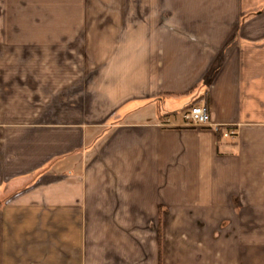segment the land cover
<instances>
[{
  "label": "crops",
  "instance_id": "crops-1",
  "mask_svg": "<svg viewBox=\"0 0 264 264\" xmlns=\"http://www.w3.org/2000/svg\"><path fill=\"white\" fill-rule=\"evenodd\" d=\"M173 240L179 264L264 241V0H0V264H170Z\"/></svg>",
  "mask_w": 264,
  "mask_h": 264
},
{
  "label": "rangeland",
  "instance_id": "rangeland-1",
  "mask_svg": "<svg viewBox=\"0 0 264 264\" xmlns=\"http://www.w3.org/2000/svg\"><path fill=\"white\" fill-rule=\"evenodd\" d=\"M19 93H20V91L18 89L14 95H12V96L10 94L8 95V110L9 109L11 110V111H8V116L12 115L13 116L12 118L17 119V120L21 119L20 118L21 115L26 114L27 112L29 114V117H31L32 114L37 113V111H36L37 105L33 106L31 104L28 107V109H31L30 111H27V112L25 111L26 113H22V111H20V107L22 104L21 99H24L25 97L20 96ZM29 98L33 102L34 100H32V99L44 98V100H46L49 97L48 96L36 97V96L30 95ZM184 110L178 113V118L183 119ZM183 242H184V246H185L184 248L188 249L192 253V255L189 257V262L191 264L192 263H195V264H212L213 263V257L211 255V251H210L209 255L208 254L207 255L199 254V252L196 248L197 245L195 244L196 243L195 240L192 242L184 240ZM201 242H203V241H201ZM262 245H264V241H262V240H254L253 241V246H254L253 247V257H252L253 264H264V249L260 248ZM181 247H183V246H181L180 240H173L172 241V244L170 245V248H169L170 254L168 257V263H170V264H179L180 263V255L179 254H180ZM190 247H192V248L194 247V249L191 250Z\"/></svg>",
  "mask_w": 264,
  "mask_h": 264
},
{
  "label": "built area",
  "instance_id": "built-area-1",
  "mask_svg": "<svg viewBox=\"0 0 264 264\" xmlns=\"http://www.w3.org/2000/svg\"><path fill=\"white\" fill-rule=\"evenodd\" d=\"M184 121L190 126L204 127L208 124L209 115L205 105H192L184 111ZM237 132L232 128L224 129L222 132L223 138H234Z\"/></svg>",
  "mask_w": 264,
  "mask_h": 264
},
{
  "label": "trees",
  "instance_id": "trees-1",
  "mask_svg": "<svg viewBox=\"0 0 264 264\" xmlns=\"http://www.w3.org/2000/svg\"><path fill=\"white\" fill-rule=\"evenodd\" d=\"M160 259H161V256H160Z\"/></svg>",
  "mask_w": 264,
  "mask_h": 264
}]
</instances>
